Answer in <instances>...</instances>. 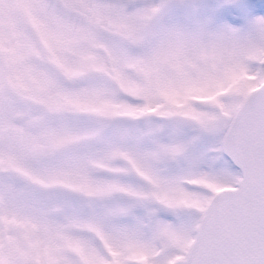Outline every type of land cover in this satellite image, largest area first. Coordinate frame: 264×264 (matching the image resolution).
<instances>
[{
	"label": "snow or ice",
	"instance_id": "6c2138e0",
	"mask_svg": "<svg viewBox=\"0 0 264 264\" xmlns=\"http://www.w3.org/2000/svg\"><path fill=\"white\" fill-rule=\"evenodd\" d=\"M0 264H264V0H0Z\"/></svg>",
	"mask_w": 264,
	"mask_h": 264
}]
</instances>
